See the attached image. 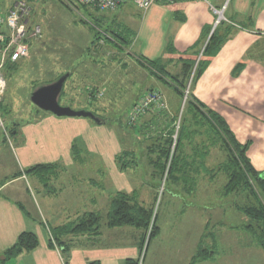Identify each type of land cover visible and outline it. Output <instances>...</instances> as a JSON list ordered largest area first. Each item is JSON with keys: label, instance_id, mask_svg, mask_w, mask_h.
Here are the masks:
<instances>
[{"label": "crops", "instance_id": "0c3cea01", "mask_svg": "<svg viewBox=\"0 0 264 264\" xmlns=\"http://www.w3.org/2000/svg\"><path fill=\"white\" fill-rule=\"evenodd\" d=\"M10 4L11 0H4L3 8ZM211 7L223 9L225 22L221 27L226 29L224 32L228 37L216 55L209 59L206 69L192 87L191 95L224 119L238 143H249L256 149L260 139L261 148L264 146V0H207V4L175 0L170 5L157 2L147 11L128 3L113 12L95 14L96 21H91L90 27L82 26L79 32L84 43L88 40L84 55L90 51L91 54L94 52L93 57L97 54L101 59L95 56L82 64L73 63L67 70L61 65L60 70L52 71L48 59L52 57L49 56L47 61L44 59L48 38L43 47L32 50L30 60L6 66L7 93L5 103L0 102L1 113L7 117L9 106H12L11 110H20L29 117L19 131L13 125L9 126L7 145L3 130L8 132V129L5 124L3 129L0 128V137L3 138L0 140V166L3 168L1 160L6 155L10 159L7 163L15 170L0 182V254L11 248L22 233L30 232L36 236L38 246L32 252L16 257V264H126L137 259L141 234L130 227L110 229L106 217L117 194L137 192L138 186L134 184L132 187L130 182L132 176L143 171L142 174L149 177L155 171L153 158L146 159L147 167L142 171L136 168V163L132 162L134 159L125 169H120L116 162L123 140L127 144L135 143L138 130L126 131L119 125L116 130L121 133L122 142L120 140L118 145L113 139L119 140L120 136L115 137L107 123L96 125L79 118H57L35 107L30 97L39 87L67 74L68 79L59 97L60 105L96 115L94 100L88 92V86L92 85L85 83L78 87V74L87 66L98 69L111 65L109 70L101 72L100 78L106 80L115 76L107 82L120 79L122 87L123 79L130 82L127 99L133 101L129 111L141 95L157 90L169 108L167 118L164 117L168 121L170 116L177 114L179 101L175 92L157 80L139 61H157L166 65L170 75L181 73V59L194 58L211 35L217 17ZM113 32L124 38H114ZM44 65L50 71H45ZM42 78L45 80L40 81ZM104 85H101L104 93H110L115 99L122 98L124 88L118 89L113 83L110 87ZM164 87L172 93H166ZM161 115L147 113L141 118L139 127L162 126L164 114ZM11 144L13 148H10ZM98 149L102 156L110 157L94 156ZM255 153L264 161L263 151L260 156L254 150L247 153L250 161ZM191 159L198 157H188ZM100 160L104 161L99 167ZM39 165L50 167L43 173V178L35 173L25 174ZM189 174L192 173L188 172L186 182L191 181ZM139 179L142 184L138 185L143 187L145 178L140 174ZM150 189L154 194V189ZM150 204L142 200L140 205L146 208ZM95 213L104 218L98 232L61 234L58 236L59 246L56 245L54 237L59 229L73 227L84 215ZM160 233L153 259L147 261L145 256L144 264H188L196 253L199 239L190 245L177 241L172 248V242L163 247L168 238L163 230Z\"/></svg>", "mask_w": 264, "mask_h": 264}, {"label": "rangeland", "instance_id": "374dc122", "mask_svg": "<svg viewBox=\"0 0 264 264\" xmlns=\"http://www.w3.org/2000/svg\"><path fill=\"white\" fill-rule=\"evenodd\" d=\"M13 1L14 0H11V3ZM27 1L32 6L30 23L34 24L37 22L41 26V35L32 42L27 59L30 58L32 50L34 48L38 49L41 46L43 47L48 38L50 40L49 42L47 41V54H45L46 57H44V59L47 61L49 56L52 57L51 59L48 58L50 60V69L52 71L57 72L61 69V65L62 67L66 66L65 70H67L71 65H73V63L76 64L79 62V64H82L86 60H90L91 58L94 59L95 56L97 57V54H95L93 57L92 55L94 52L91 54L90 51L88 52L87 56L84 55V50L88 40L84 43L82 40L83 36L80 35L79 30L84 25H88L90 27L92 25L91 21H96L95 14L98 13L92 12L91 10L83 7H78L77 10H70L66 6L67 3L65 0ZM99 45L102 44L100 43ZM103 53L104 52L101 54ZM197 57L199 58V56ZM197 57H195V59L198 60ZM97 58L101 59L100 56ZM110 67L111 65H109V67L104 66V68L98 69L92 68L91 66L85 67V69H83V71L78 74L79 78L77 84L78 87L80 85H84L85 83L92 85L88 86V92L91 93V97L94 100L92 102L96 107L94 111L96 116L99 118L109 119L106 126H111L110 131L114 133L115 137L118 138L120 136L119 140L114 138L113 143L120 145L119 143L122 136L121 133H118L116 130L119 125L126 131H130L132 129L138 130L139 136L136 135L137 138H135V143L128 142L127 144V141L123 140V144L120 146L121 152L119 155H122L123 151H126L127 153L132 152L134 154V160L133 158L131 160L136 163V168L139 171H142L143 168L147 167L146 159L149 158L148 151H150L149 149L152 144L155 143V137L158 134V128L154 127L147 129L143 126L140 128L139 126L141 122L139 120L135 122V124H129V106L133 100L130 101L127 99V95H129L128 89L129 85L131 84L129 81L124 80L123 77L121 78L123 79V87L120 85V79H114L112 82H107L109 78L106 80L100 78L101 72L109 70ZM41 70L43 71L42 67ZM47 70L48 67L46 68L45 66V71ZM114 77L115 76H113V78ZM45 78L39 80L42 81L45 80ZM96 80H98L99 83H96ZM191 80L192 79L190 78L189 84ZM110 83H113L114 87H116V84L118 89L119 87L124 88L123 96H121L122 98L115 99V96L113 98L110 97V93H104V91L101 89L103 86L101 85L105 84L104 86L110 87ZM94 87L101 90L95 91ZM164 88L166 93H172L171 88H169L171 90H169L168 87ZM5 91L2 97L3 99L1 98L2 103H5V101H3L7 93H5ZM7 100L8 98L6 99V103L8 105ZM163 102L167 106L164 98ZM61 103L63 104V102ZM180 104L181 112L182 107L185 105L183 104V100ZM11 107L12 106H9L10 110L8 113H6L8 115L7 117L3 116V113H1L0 109V122L2 123V127L0 128L3 129L4 124L7 129L9 126L11 127V125H13L15 127L14 129L17 128L19 131V129L26 124V120L29 116L25 113L22 114L20 110L13 111L11 110ZM166 115L167 113L164 114L163 119L161 120L163 123L162 127H164V125H166L165 123H167L164 118ZM179 115L177 117L178 122L180 119ZM84 120L91 121L89 119ZM178 122H176V127H178ZM91 123L94 122L91 121ZM131 127L133 128L131 129ZM3 131L6 136L5 145H7L9 144L8 141H10V132L9 129L8 132L5 130ZM202 136L203 144L207 146L208 154L193 160L195 164L193 165V169L190 171L192 174H189L191 177L188 175L191 181L187 180L188 182H186L182 175H178V177H180L178 179L169 180V174L166 173L167 170H165L164 174L160 178L156 176V171H154L149 177L147 174L145 175V173L142 174L143 171L136 174V176L131 177L130 182L132 187L135 184V186H138V188H136L137 192L130 194V196L132 197V195H134L135 200L140 204L142 200L147 203H151L150 208L153 210L152 222L155 221L154 223L151 222L148 231L145 234L146 239L144 240V245L139 249L138 257L135 260L137 261V264H144L145 256L147 257V261L149 259H153V253L155 254L156 251L155 242L160 237V232H162V230L164 231L165 237L168 238V242L166 240V242L163 243V247L169 246L171 242L172 246L170 248H172L173 243L177 241L179 243L186 242L188 245H190L198 239L199 241L203 239L202 246L206 250L214 252L212 259L205 262L204 264H264L263 249L259 246V244H257V240L254 238V235H249L248 231L246 230L248 219L241 212V210L247 206L244 197H236L234 194L225 195L224 189L227 176L226 172L223 171V164L226 163L228 159L226 153L220 147L212 148L207 136L205 137L204 134ZM87 137L89 138V136ZM1 138L2 136L0 137V140ZM138 139L142 141V143H139ZM100 143L101 142H99V144ZM118 145L115 147V150H117ZM10 148H13L12 144ZM171 149L172 151L169 155V158H172L173 156L174 149ZM109 150L111 151V148H109ZM252 150H254V152L257 151L260 156L264 153V146L261 148L260 139L258 140V146L256 149H253V147H251L249 144L248 152L250 153ZM259 150L261 152H259ZM98 151L95 152L94 156H99L104 159H108L110 157L106 155L102 156L101 152L99 151L98 153ZM88 153L91 154L90 152ZM191 153L192 152L190 150H187L188 156ZM3 159H5V161H3ZM7 160L10 161L6 155L1 160V165L3 168L0 166V170L3 169V171L0 172V182H3L4 177H9L15 172L13 166L9 165ZM101 161L104 160H100L99 163H97L99 167ZM250 163L256 170L263 172L264 174V161L262 157H258L255 153L253 154ZM221 165L223 168H219ZM140 174L143 176V178H145L143 181V187H139V185L142 184V181L139 179ZM147 185L154 189V194H152L151 189L147 187ZM137 195H139L140 200H138L139 198ZM31 198L34 197L31 195ZM31 198H28L30 199L29 201H31ZM23 202L25 210H27V202L25 198ZM103 219L104 218H102V220ZM100 224L103 225V222ZM153 226L157 229V233L150 239V241H148L150 235L153 232ZM135 231L141 234V231ZM197 250L198 247H196V252ZM14 259L7 261L5 264H16ZM190 261H188V264Z\"/></svg>", "mask_w": 264, "mask_h": 264}, {"label": "trees", "instance_id": "16d2710c", "mask_svg": "<svg viewBox=\"0 0 264 264\" xmlns=\"http://www.w3.org/2000/svg\"><path fill=\"white\" fill-rule=\"evenodd\" d=\"M223 24L224 22L219 23L207 43L202 45L204 49L198 61L195 57L199 56L201 51L196 52L197 54L195 53V57L192 59H181L182 73L170 75L166 70V65H161L157 61H139V64L145 66L157 80L171 88L179 101L177 114L170 116L168 121L166 119L167 123H165L164 127H162L163 125L155 127L158 128V132L156 131L158 134L155 137V143L152 144L150 151H148V156L149 159L153 158V166L157 177H162L165 170H167L166 173L169 174V180L178 179L180 178L178 175H182L186 181L188 172L193 169L195 164L192 159L188 160V157L200 158L208 154L207 146L203 144L202 135L207 136L210 146L212 148L220 147L228 158L226 163L223 164V171L226 172L227 176L224 189L225 195L234 194L236 197H244L247 206L241 212L248 219L246 230L249 235H254L257 244L264 251V174L256 170L248 159L249 143H238L224 119L191 95V89L201 73L206 69L209 59L216 55L221 45L227 40L228 36L224 32L226 29L221 27ZM112 34L114 38L122 39L119 33L113 32ZM190 78L192 80L189 84ZM188 86L189 94L180 112V103ZM151 91L159 94L163 101L162 94L159 91ZM163 104L164 107L157 108L149 113H162V115L168 113L169 108L164 102ZM178 115L180 116L179 122ZM165 118L167 117L165 116ZM176 122H178V127H176ZM174 141L173 156L169 158ZM187 150L192 152L189 156L187 155ZM74 156H77V153ZM133 156L134 154L131 152H123L122 155H118L116 162L120 166L119 168L125 169L131 165ZM223 167L221 165L219 168ZM48 169H50L49 166L39 165L25 171V174L35 173L40 178H43V173ZM111 205V210L106 217L107 227L110 229L130 227L141 231L140 248H142L146 239L145 234L152 222L153 210L150 207L141 206L135 200L134 195L131 197L130 195L119 194L113 198ZM102 218L101 215L96 213L87 214L79 219L75 226L59 229L60 231L56 232L57 237H54L56 245L59 246L58 236L61 234H94L98 232ZM156 233L157 229L153 226V232L148 241ZM202 241L203 239L199 241L198 250L189 264L203 263L212 259L214 252L206 250L202 246ZM37 246L36 236L30 232H24L11 248L0 254V264H5L23 253L32 252ZM126 264H137V261L130 260Z\"/></svg>", "mask_w": 264, "mask_h": 264}, {"label": "built area", "instance_id": "2783aa9c", "mask_svg": "<svg viewBox=\"0 0 264 264\" xmlns=\"http://www.w3.org/2000/svg\"><path fill=\"white\" fill-rule=\"evenodd\" d=\"M175 0H65L70 10L83 7L98 14L113 12L120 7L131 3L141 11H147L157 2L170 5ZM207 4V0H195ZM211 11L217 16L213 30L221 22H225L223 9L211 7ZM32 6L27 0H14L6 9L0 0V101L6 88L5 69L7 65H15L21 60L27 59L32 42L40 37L41 27L38 23L31 24L30 16ZM189 86L184 93V102L189 94ZM100 96V94H99ZM184 104V103H183ZM164 107L162 98L155 92H147L139 97L132 107L129 115V124H135L148 112ZM0 127L2 123L0 122ZM175 140V138H174ZM175 147V141L172 148Z\"/></svg>", "mask_w": 264, "mask_h": 264}, {"label": "water", "instance_id": "95a60500", "mask_svg": "<svg viewBox=\"0 0 264 264\" xmlns=\"http://www.w3.org/2000/svg\"><path fill=\"white\" fill-rule=\"evenodd\" d=\"M67 78L68 75H63L55 82L36 89L31 94V103L41 111L50 113L57 118H84L93 121L96 125H105L107 123L106 120L99 119L91 112L83 110L75 111L69 107L60 105L59 97L62 94Z\"/></svg>", "mask_w": 264, "mask_h": 264}, {"label": "clouds", "instance_id": "9594fccd", "mask_svg": "<svg viewBox=\"0 0 264 264\" xmlns=\"http://www.w3.org/2000/svg\"><path fill=\"white\" fill-rule=\"evenodd\" d=\"M2 1H4V0H2ZM36 23H37V22H36ZM40 27H41V26H40ZM215 29H216V28H215ZM215 29H214V30H215ZM214 30H213V32H214ZM212 34H213V33H212ZM212 34H211V35H212ZM211 35L209 36V38L211 37ZM206 43H207V42H206ZM203 49H204V47H203ZM202 51H203V50H202ZM202 51L200 52L201 54H202ZM200 57H201V55L199 56V58H200ZM199 58H198V60H199ZM198 60H197V61H198ZM16 64H17V63H16ZM67 79H68V78H67ZM149 92H150V91H149ZM184 96H185V95H184ZM138 99H139V98H138ZM138 99H137V100H138ZM0 102H1V101H0ZM136 102H137V101H136ZM136 102H135V103H136ZM135 103H134V105H135ZM183 103H184V98H183ZM134 105H133V106H134ZM182 108H183V107H182ZM130 111H131V110H130ZM148 113H149V112H148ZM94 115H95V114H94ZM95 116H96V115H95ZM144 116H145V115H144ZM96 117H98V116H96ZM98 118H99V117H98ZM142 118H143V117H142ZM99 119L104 120L103 118H99ZM140 120H141V119H140ZM140 120H139V121H140Z\"/></svg>", "mask_w": 264, "mask_h": 264}]
</instances>
